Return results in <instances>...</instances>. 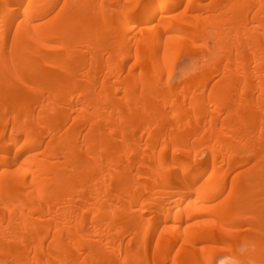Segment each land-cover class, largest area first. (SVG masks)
<instances>
[{
	"label": "bare ground",
	"instance_id": "obj_1",
	"mask_svg": "<svg viewBox=\"0 0 264 264\" xmlns=\"http://www.w3.org/2000/svg\"><path fill=\"white\" fill-rule=\"evenodd\" d=\"M0 264H264V0H0Z\"/></svg>",
	"mask_w": 264,
	"mask_h": 264
},
{
	"label": "rangeland",
	"instance_id": "obj_2",
	"mask_svg": "<svg viewBox=\"0 0 264 264\" xmlns=\"http://www.w3.org/2000/svg\"><path fill=\"white\" fill-rule=\"evenodd\" d=\"M180 3L182 4L183 1H181ZM207 14L209 15V13H207ZM207 14H206V16H207ZM189 62H190V58H187V57H185V56L181 57V58L178 60V62H177L178 65H176V68H177V69L175 70V72L177 73V72H179V70H186L187 67H188V65H189ZM161 75H163V74H160V77H161ZM168 75H169V74H168ZM176 75L178 76V74H173V75H172V78H174ZM163 77H164V78H161L162 80H161L160 82L164 81V80L167 78L166 74H164ZM165 77H166V78H165ZM175 78H176V77H175ZM172 80H173V79H172Z\"/></svg>",
	"mask_w": 264,
	"mask_h": 264
}]
</instances>
